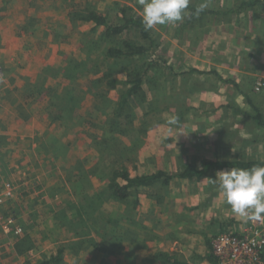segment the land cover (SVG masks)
Instances as JSON below:
<instances>
[{"label":"rangeland","instance_id":"obj_1","mask_svg":"<svg viewBox=\"0 0 264 264\" xmlns=\"http://www.w3.org/2000/svg\"><path fill=\"white\" fill-rule=\"evenodd\" d=\"M201 3L223 14L191 18L188 10L182 22L145 33L130 26L108 38L106 27L85 18L124 25L128 6L142 18L138 0H0V112L12 105L23 120L41 122L30 139L46 141L42 157L27 148L6 162L0 151V264H41L62 246V264H170L157 256L166 250L209 264L206 241L224 228L264 230L233 214L219 171L181 178L187 166L264 153L243 149L264 127L236 111L239 92L243 108L257 106L253 115L264 121V0L189 6ZM126 42L151 51L108 56L133 52ZM140 77L143 93L123 99ZM121 171L131 179L162 175L118 202L110 184ZM116 179L127 184L122 173ZM221 215L223 226L214 223Z\"/></svg>","mask_w":264,"mask_h":264},{"label":"trees","instance_id":"obj_2","mask_svg":"<svg viewBox=\"0 0 264 264\" xmlns=\"http://www.w3.org/2000/svg\"><path fill=\"white\" fill-rule=\"evenodd\" d=\"M246 6H251V4H248V3L242 4V7H246ZM188 10H190L192 13L191 18H195L198 14H206V13H209L212 15L223 14L221 13V11H218V12L209 11L208 12L206 10H203V11L197 12V8L192 7V6H189ZM129 12L130 13L134 12V9L130 6L122 9L123 19H124L125 24L118 26V27L110 26L105 17H103L102 15L94 14V13L92 14L93 16L91 15L88 18H85V20L89 22L90 21L94 22L95 28L93 29H97L98 27H102V26L106 27L107 31H106L105 36H107L108 38L116 36V35L117 36L121 35L130 26L139 27L141 28L142 32L145 33V28L142 24V18L134 14H129ZM125 45H126V50H134V51L125 52L124 50L123 51L122 50H110L108 52V56L109 57H119V58L125 57V56L133 57V56L146 55L151 51L150 49L145 48L143 46L135 47V45H133L131 42H126ZM152 65H153V61H150L148 66L151 67ZM147 71H149V68L147 69ZM142 83H143V77H140L136 81V83L133 85V87L130 88L126 92V94L123 95V99L128 100L129 98H132V97L135 99L140 94H142L143 90H142V87H140V84ZM254 118H255V123H257V125L264 126V122L262 121L259 115L253 116V120ZM256 141H257L256 143L258 144L259 143L258 139ZM253 166H264V163L252 161V160H248V161L234 160L232 162L204 161L202 164L197 165V166L185 167V171L181 174V178L193 179L195 177L198 180H200L204 176L212 173L213 171H222L224 169H231L233 167L251 168ZM121 173H122V177L125 179V181H127V184L125 185H121L120 182H118L116 179ZM115 174H116L115 177L111 180L110 190L112 191L113 198H115L116 201L118 202L127 200V197L129 196L128 194L129 189L133 187H140V186H148V187L153 186L155 185L156 182H158V179L162 175V174H154L150 176H142L136 179H131L129 178L128 173L124 171H121L118 175L117 173ZM225 231L227 230L220 231L219 235L222 233H225ZM208 245H209V250L211 251L210 253L208 252L207 256L203 260L205 259L208 260L210 264H217V258L212 249V241L211 243L209 241ZM67 251H68L67 248L62 246L59 248L58 252L54 256H51L50 258H45L41 262V264H62L64 262V258H65ZM105 251L107 252V250ZM157 256L163 260H166V262L170 264H188V263L179 261L174 255H170L168 253L159 252L157 253Z\"/></svg>","mask_w":264,"mask_h":264},{"label":"clouds","instance_id":"obj_3","mask_svg":"<svg viewBox=\"0 0 264 264\" xmlns=\"http://www.w3.org/2000/svg\"><path fill=\"white\" fill-rule=\"evenodd\" d=\"M190 2L191 0H138L142 6V24L145 30L182 22ZM206 7L207 3H201L197 12ZM170 123H175V120ZM215 180L233 214L242 218L245 223H264V166L222 170L217 173Z\"/></svg>","mask_w":264,"mask_h":264},{"label":"crops","instance_id":"obj_4","mask_svg":"<svg viewBox=\"0 0 264 264\" xmlns=\"http://www.w3.org/2000/svg\"><path fill=\"white\" fill-rule=\"evenodd\" d=\"M217 75H219V74H217ZM223 81H225L226 84L232 83L231 80H227L226 78L223 79ZM238 89H241V88L238 87ZM237 94H238V96H239V98L241 100V106L239 107V110H236L239 113V118H241V119H243L245 121H248V122H252L253 116H254L253 114H254V112H256V110H259L258 107L251 105L250 109L248 108V106L246 108H243V106L246 105L245 97H244V95L242 93L240 94L238 92ZM243 103L245 105H243ZM1 108L2 109H7L4 106H2ZM236 111H234V112H236ZM259 111H261V110H259ZM243 114H245V115L243 116ZM254 120H255V118H254ZM40 123L41 122L35 121V120H28V121L23 120V118H21L19 113L16 111L15 107H13L12 105L10 106L9 109L5 110L4 112H0V138L1 139H5V138L8 139V141L2 142L0 144V151H5L6 154L9 155V156H7L8 159H7V157L5 159L6 162H7V160L8 161H11V160L12 161H16L15 157L18 154H21L22 152H25L27 148H29V151H32V153H34L35 155L37 154L38 157H42L43 156V154H41L40 150L42 148H44V145L46 144L45 139L39 141V143L37 145H34V143L32 141V140H35L33 138V136L36 133H38L37 131L41 128ZM258 128H260V127H258ZM238 129H240V128H238ZM260 134H261L262 138L258 139V141H259L258 144L256 143L257 142L256 140L249 141V140L245 139V141H249V142H245V143L243 142L244 143L243 144V149H245L246 151H248V150L253 151L254 149L263 148L264 147V135H263V132H261ZM22 135H25L26 138L22 137ZM36 135L39 136L40 133H39V135L38 134H36ZM21 146H23L22 149H20ZM246 155L245 156H240L241 159H245L246 158L247 161L248 160H252V161H257V162L264 163V153L263 154L252 153V154H246ZM26 156L29 157L30 155H26ZM237 168H239V167H237ZM10 172H11V169H9V171L6 173V175H10L9 174ZM193 201H194V198H193ZM189 202H190V200H189ZM189 205L191 206V202L188 203V206ZM193 206H194V204H193ZM221 217H223V216L221 215L220 218L215 219L214 223L217 222L219 224H222L221 226H223V222L224 221H222ZM207 219H209V218L207 217ZM223 230H226V228H224ZM186 231L193 232L194 230L191 228V229H187ZM209 241H210V239L208 238L207 241H206V248H205L204 251L208 250V248H209L208 242ZM1 253H3V252H1ZM164 253H168L170 255H174L179 261L191 264V263H189V259L187 261L183 260V251L182 252H173V251H170V250H168V251L166 250V252H164ZM198 257L199 256H196L193 260L195 261L196 258H198ZM3 258L7 259L6 256H4ZM207 262L209 263V261H207Z\"/></svg>","mask_w":264,"mask_h":264},{"label":"built area","instance_id":"obj_5","mask_svg":"<svg viewBox=\"0 0 264 264\" xmlns=\"http://www.w3.org/2000/svg\"><path fill=\"white\" fill-rule=\"evenodd\" d=\"M9 227L5 229L7 233H22L19 228ZM212 249L217 264H264V230L262 227H252L238 235L222 233L212 240Z\"/></svg>","mask_w":264,"mask_h":264}]
</instances>
